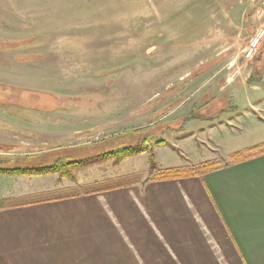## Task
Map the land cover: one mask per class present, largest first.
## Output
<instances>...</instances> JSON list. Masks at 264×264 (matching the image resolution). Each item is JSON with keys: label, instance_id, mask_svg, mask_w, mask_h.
<instances>
[{"label": "rangeland", "instance_id": "obj_1", "mask_svg": "<svg viewBox=\"0 0 264 264\" xmlns=\"http://www.w3.org/2000/svg\"><path fill=\"white\" fill-rule=\"evenodd\" d=\"M263 1L0 0V81L42 91L31 108L0 101V165L146 127L168 141L161 167L264 141V37L245 51ZM148 156L86 163L73 189L140 181Z\"/></svg>", "mask_w": 264, "mask_h": 264}, {"label": "crops", "instance_id": "obj_2", "mask_svg": "<svg viewBox=\"0 0 264 264\" xmlns=\"http://www.w3.org/2000/svg\"><path fill=\"white\" fill-rule=\"evenodd\" d=\"M76 184L0 174V198L16 199L0 210V264H264V154L202 176Z\"/></svg>", "mask_w": 264, "mask_h": 264}, {"label": "trees", "instance_id": "obj_3", "mask_svg": "<svg viewBox=\"0 0 264 264\" xmlns=\"http://www.w3.org/2000/svg\"><path fill=\"white\" fill-rule=\"evenodd\" d=\"M42 91H35L28 87L20 85H10L0 82V101L11 102L15 104H21L23 106L31 107L32 103L29 102L28 97L37 96ZM8 100V101H7ZM168 126L163 127L165 130ZM153 128L146 127L137 131H124L120 134L110 135L108 138L103 139L101 147H98V143H94L92 149L85 145L78 146V148H56L50 149L45 154L48 159L45 160L44 164L30 163L28 156L23 157V161H19L10 166L0 165V174H27V175H43L48 173H56L59 179L63 177L71 178L75 181L78 180L74 170L86 163H94L107 157L114 158L115 163H120L123 159L134 156L140 153L149 151L148 163H149V174L147 179L163 180L173 179L179 177H185L190 175L202 176L203 174L220 169L225 165L232 163H238L247 159L264 154V141L255 143L244 148L236 149L227 154V161L219 160L217 158L206 159L197 163L182 164L175 166L161 167L158 166L154 153V145L162 146L167 144V140L162 137H155L153 134ZM137 137H133V135ZM98 147V148H97ZM174 149L177 146L172 145ZM70 149V150H60ZM96 150H98L96 152ZM63 152L60 154V152ZM96 152L94 155L92 153ZM92 155V156H91ZM53 159L51 163H47L50 159ZM158 163V164H157ZM139 181V179H125L123 181H114L107 185H102L99 188L91 187L90 191L96 189H108L115 186L127 185ZM15 203L13 197L0 198V210L9 207Z\"/></svg>", "mask_w": 264, "mask_h": 264}, {"label": "built area", "instance_id": "obj_4", "mask_svg": "<svg viewBox=\"0 0 264 264\" xmlns=\"http://www.w3.org/2000/svg\"><path fill=\"white\" fill-rule=\"evenodd\" d=\"M264 5V1H263ZM264 37V17L261 19L256 27L254 35L251 37L248 46L245 48L246 56L252 57Z\"/></svg>", "mask_w": 264, "mask_h": 264}]
</instances>
